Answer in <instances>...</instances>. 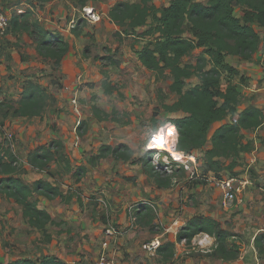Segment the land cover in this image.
Wrapping results in <instances>:
<instances>
[{
  "label": "crops",
  "instance_id": "obj_1",
  "mask_svg": "<svg viewBox=\"0 0 264 264\" xmlns=\"http://www.w3.org/2000/svg\"><path fill=\"white\" fill-rule=\"evenodd\" d=\"M118 1L128 0H103L98 6L103 11L100 18L95 21L87 20L83 27L84 30L74 36L70 33V27L74 23L73 19L69 20L70 16L75 14L76 8L79 10L80 7H92L93 3L90 0H85L84 5H80L76 0H0L2 6L7 3L4 8L12 13L10 25L0 38V126L2 130L12 131L15 141L18 143V157L22 161V171L14 176L19 177L23 183L29 186L38 180L47 182L57 187L63 195V199L59 196L48 199L40 194H34L33 198L37 200L38 208L47 211L52 220L46 225L47 239L42 231L27 223L22 214V206L8 198L11 201L9 207L14 208L15 211L11 210L5 215L0 211V220L3 219L1 223L6 227L10 226L12 231L13 228L15 229L12 241L18 243L19 246H16V249L13 248L10 255L5 254L4 257H0V264H12L14 261L22 259L40 260L44 256H54L65 263L75 261L79 264H90L104 249L113 258L115 264H264V261L262 263L258 260L263 257L264 251L261 255L258 254L254 245L259 231L258 226H255L256 231L251 233L250 239L247 240L249 247L242 258L226 262L219 257L210 255L215 246V238L206 233H198L189 243L184 240L177 241L178 232L194 216H206L220 223L221 213L217 210L218 206L213 205L212 209L208 210L211 206L208 205L204 208L203 203L200 202L190 211L188 210L189 212L174 214L173 209L177 206L179 199L175 188L159 187L156 184H151L152 182L148 183L145 174L133 165H125L115 160L114 162L91 160L92 155L90 154L94 152V155H97L100 146L94 150L91 146H86V148L80 146V149L71 147L73 138L70 130L73 127L74 116L68 97L69 95L71 97L76 88L75 77L84 75L90 78L89 81L93 86L86 85L78 93L80 101L84 103L82 106L84 117L91 124L99 122L102 127L105 123H109L111 115L107 110H104L106 113L100 112V109H103L100 98L106 99L117 94V91L109 84L111 78L116 76L117 69L123 74L124 81L128 84L127 88L121 90L127 97H133L136 92L144 91L146 88L144 85L145 68L138 60L136 53L143 48L146 39L125 34L123 33L124 28L121 29L110 21L108 11ZM133 2H139V0ZM73 3H77V5H73ZM95 8L97 9V7ZM32 23H39L69 43V51L59 64H55L54 60L44 58L38 53L35 39L26 28ZM253 27L258 32L260 26L253 24ZM87 28L93 29L91 30L92 35L87 34ZM145 28L144 26L137 27L136 33L142 32ZM115 32H117V36L113 34ZM116 37L128 38L130 45L122 44V41ZM88 43H92L91 47L93 48L99 46V51L108 49L114 55L118 53L114 57L115 63H111L110 66L111 78L101 73L100 62L94 61L93 56L86 50L85 45ZM189 57L191 56L185 57L184 60L188 61ZM250 60H243L232 55L225 57V61L247 79V75L253 76L255 72H258L259 66L263 64L262 42ZM247 61L256 62L253 63L255 67L250 69L253 74L243 67L242 62ZM49 64L53 69L52 75H57V81L62 82L63 87L59 88L57 84L55 85L57 88H51L48 84L41 83L40 85L52 97L51 103L46 106L44 113L41 116L32 117L14 116L13 110L21 98L26 83L28 81L35 82V78L43 77L44 69L49 67ZM93 64L95 67H92ZM134 68H136V72L132 70ZM139 72L141 73L139 74ZM151 74L153 81L159 82L155 80L153 73ZM10 75H15L17 79H15L16 77L10 78ZM196 81L198 82L197 79ZM104 83L110 89L109 92H106ZM189 86L192 85H189L187 80V87ZM150 89L149 86L148 90ZM91 97H96V101L90 100ZM87 102L91 108L88 112L86 110ZM93 106L98 108L99 117L94 114ZM254 107L260 108V105ZM48 108L49 112L45 114ZM162 113L165 115V119L183 115L182 112L168 113L163 109ZM222 123H225V120L214 122L211 125L210 136ZM156 129L158 133L164 134L163 131H160L161 127ZM256 129L244 130L243 133H250L249 137L254 141ZM88 137L89 135L84 137L82 145L89 144ZM52 141L60 143L61 147L59 148L63 149L62 153L67 160L66 163L63 162L66 172L62 175L63 182L58 179V175L55 173L53 167H56V164L53 159L48 163V171L47 169L39 170L28 163V157L32 152L49 145ZM81 152L84 155H89L88 161H84L82 164L77 161L78 154ZM78 171L83 173L78 175ZM72 185L81 187L85 194L93 192V194L105 198L110 202V208L102 207L93 197L90 198L93 204L97 206L96 208H101L93 210L92 204L87 202V197L84 199V196H80L82 198L78 199L74 188L75 194L68 192ZM145 196L155 197L158 202L160 212L157 223L162 226L160 232L151 231L152 225L156 223L153 212H151L152 218L148 217L145 221L142 220L147 207L141 209L143 217L137 221L140 225L130 222L126 205ZM110 225H114L119 233H105ZM220 225L229 231L223 224L220 223ZM19 229L21 230L19 231ZM18 232L22 234L19 238L16 236ZM233 236L232 234L230 237ZM153 238L160 239L161 245L156 251L148 252L144 249L143 244ZM167 243L174 244L168 252L165 249ZM245 259H249V261L247 262Z\"/></svg>",
  "mask_w": 264,
  "mask_h": 264
},
{
  "label": "trees",
  "instance_id": "obj_2",
  "mask_svg": "<svg viewBox=\"0 0 264 264\" xmlns=\"http://www.w3.org/2000/svg\"><path fill=\"white\" fill-rule=\"evenodd\" d=\"M84 5L85 0H76ZM235 7L241 9V16L235 14ZM111 22L124 28L125 34L136 35L146 39L137 57L145 70L153 73L156 81L171 78L169 90L176 95L171 104H160L164 112H182L179 117L166 118L162 122L152 119L154 129L160 125L163 133L173 134L171 150L185 156L192 155L202 149L204 174L211 173L220 178L224 172L233 173L235 159L253 148V140L244 139V130H255L264 122L262 109L239 106L238 80H245L238 70L225 61L227 55L250 60L261 44V37L253 24L264 28V0H169L168 5L157 8L152 0L139 2L118 1L108 11ZM14 20V19H13ZM188 32L185 36V24ZM146 27L136 33L137 27ZM33 35L38 53L59 64L69 51L70 45L61 36L42 27L39 23L26 26ZM199 51L194 63L185 61L193 51ZM110 63L115 61L110 59ZM226 76L228 84L220 89L222 77ZM195 77L198 82L187 87V80ZM239 82V81H238ZM106 92H109L104 83ZM51 95L38 82L28 81L24 86L21 98L13 110L14 116H41ZM96 116L99 110L92 107ZM237 114L233 122H225L218 126L211 136L209 130L214 122H222L226 117ZM158 123V125H157ZM57 141L32 152L28 163L39 170H46L48 163L54 159ZM54 148V149H53ZM96 158L112 155L117 159H129L131 152L126 145H102ZM223 159H232L225 166ZM16 157L7 150H0V193L13 199L22 206V214L27 223L44 233L51 217L47 211L37 206L34 194L48 199L61 197L60 190L51 184L38 180L32 186L23 183L13 166ZM67 162V160H66ZM154 170L153 167H151ZM152 172L149 171L151 175ZM159 187L169 186V180L162 182L154 178ZM146 212V213H145ZM145 215L152 218V210L147 208ZM136 212V221L143 216ZM149 218V219H150ZM198 233H206L215 238V246L210 255L226 262L235 261L241 253V244L230 241L232 234L221 227L220 223L206 216H194L178 232L177 241L189 243ZM263 237L256 236L254 245L258 254L264 251ZM174 244L167 243V252ZM12 264H66L54 256H44L40 260L22 259Z\"/></svg>",
  "mask_w": 264,
  "mask_h": 264
},
{
  "label": "rangeland",
  "instance_id": "obj_3",
  "mask_svg": "<svg viewBox=\"0 0 264 264\" xmlns=\"http://www.w3.org/2000/svg\"><path fill=\"white\" fill-rule=\"evenodd\" d=\"M90 1L91 3H93L92 7H87V9L86 7H80V13H78L79 10L76 8L75 14L70 16L69 20H74V23L70 27V33H72L74 36H77L81 31L84 30L83 27L87 20L95 21L102 15L103 11L99 9L100 7L98 8V6L101 2H103V0ZM128 1L133 2L134 0ZM152 3L155 7L162 8L168 5L169 0H152ZM6 4H4V6ZM75 4L77 5V3ZM75 4L73 3V5ZM95 7H97V9ZM241 12L242 11L240 8L235 7V14L237 16H241ZM188 26L189 25L186 22L185 36L189 34ZM91 30L93 29L87 28V34L92 35ZM258 33L261 37V42L264 48V28L259 27ZM113 34H116L117 36V32ZM117 39L122 41V44H126L127 46L130 45L128 38ZM136 41L138 40L136 39ZM91 44L92 43H88L85 45L86 50H88V53L93 56L94 61L100 62L101 73L111 78L110 59L115 60L114 57L118 53L114 55L108 49L99 51V46L93 48L91 47ZM198 55L199 51H193L190 54L191 57L188 58V61L194 63ZM229 60L232 61L231 59ZM250 61L242 62V64L249 73L253 74V71H251L250 69L255 67L253 63L256 62ZM92 67H95V64H93ZM52 70V66H50L49 64V67H46L44 69V76L35 78V81L39 84H48V86H50L51 88H57L55 85L58 84L59 88H62V82L57 81L58 77L56 74L52 75ZM132 70L136 72V68ZM115 72L116 76L114 78H111L109 84L114 90L117 91V94L114 96H109L106 99L100 98V103L103 105V109H100V112L106 113V111L104 110H107L108 114L111 115V120L109 121V123H105L103 127L102 124H99V122H93V124H91V122H88V120L84 117V109L82 108L84 103L80 101L78 92L86 85L90 87V78L84 75L75 77L76 88L73 91L71 97L70 95L68 97V99H70V104L72 107L71 111L74 116L73 127L70 130L73 138L71 147L80 149V146L85 148L86 146H91L94 150L96 147L102 145H110L112 147L117 145L128 146L131 155L127 160H124L122 158L117 159L112 155L96 158L97 155H94L95 153L93 152V150V153L90 154L92 155L91 160H97V162H114L115 160L125 165H133L136 168L140 169L143 174H145L146 179H148L147 182L149 181L148 183L152 182L151 184L154 185L156 184L154 180L155 177H158V179L164 183L169 180V187L173 189L175 188L179 196V199L177 200V206L173 209L174 214H183L185 211H190L192 207L194 208V206H196V204L200 202L203 203L204 208H206V206L208 205L211 206L208 210H211L213 205L218 206L217 210L219 213H221L219 216L220 223L223 224L224 227H227L229 229V233L234 235L233 237H230L229 240L241 244V253L239 258H242L243 254H245L249 247L247 240L250 239L251 233L256 231L255 226L259 227L257 236L260 235L264 237V122L254 132L256 137L253 142V148L243 153L240 157L236 158V166L231 170L233 173H236V175L243 176L249 181V184L246 185L244 193L242 194L244 197L241 199L242 201L239 204L225 209L222 206L221 193L216 185L217 178L213 177L211 173L204 174L203 172L204 163L202 160V149H198L194 152L193 160L189 159V157L183 154L174 152L171 150L174 138L172 134L168 135L165 133L162 134L161 132L158 133V130L154 129L152 125L153 118L159 122L165 120V115H163L162 113V107L160 104H171L176 99V95L169 90V84L171 82L170 78L167 77L164 80L156 83L153 81L152 74L149 71L145 70L146 76L144 79V85L146 88H144V91L136 92L133 97H127V95H124L121 90L125 87L127 88L128 84H126V82L124 81L125 79L123 78V74L119 71V69H117ZM140 73L141 72H139V74ZM9 77L13 79L16 76L10 75ZM15 79H17V77ZM228 80L229 79L223 75L220 83L221 90L225 89L228 84ZM188 81L189 85H194L197 83L194 77ZM233 81L237 82V88L240 93L239 106L242 108L247 106L260 105V108L264 112V61L263 64L259 66L258 72H255L253 76L247 75L246 80H238L237 77H234ZM91 86L93 85L91 84ZM149 86L151 87L150 90H148ZM74 99L76 100L77 111H75L74 104L72 103V100ZM90 100L96 101V97H91ZM50 101L47 105L51 103ZM86 105V110L88 112L91 108H89L88 102L86 103ZM48 110L49 108L47 109V112L45 114L49 112ZM237 116L238 115L235 114L233 116L226 117L225 122H233L237 119ZM77 120L79 121L78 125H76ZM157 127L160 128V125H158ZM211 129L209 130V136L211 133ZM6 133H12V131H9L8 129L2 130L0 126V150L4 152L8 149V151L11 152L10 148L6 145ZM103 134H105L106 136ZM243 134L245 140L250 139V133ZM88 135L89 137L87 139H89V144L82 145L81 142L84 140V137ZM16 142L17 141H15L14 139V152L16 156V162L13 166H15L17 169L16 173H21L22 161L18 157L19 149L18 143ZM62 152L63 149L57 148V153H55L53 159L56 164V167L54 166L53 168H55V173L58 175V179L61 182H63L64 180L62 179V175L66 173L64 167L65 165H63V162L66 163V157ZM97 152L99 151L97 150ZM78 155V163L81 162L82 164L84 163V161H88L89 155H84L82 152ZM231 160L232 159H223V161L225 162V166H227ZM151 167H153L154 170H152ZM46 169L48 171L49 167L47 166ZM149 171L152 172L151 175L149 174ZM77 173L78 175H81L83 172L78 171ZM222 175L231 176L234 174L224 172ZM73 188L77 193L73 190ZM83 191L84 190H82L81 187H74V185L70 186V188L68 189V192H71L72 194L76 193L78 199L82 198L80 196H84V199L87 197V202L90 205L92 204L93 210H100L101 208H96L97 206L93 204V201L91 200L93 197H96L98 195L93 194V192L85 194ZM251 195L252 197H250ZM142 200H150L156 205V211L152 210L156 223L152 225L151 231L160 232L162 226L157 223L159 221L160 211L158 202L155 197L152 198L149 196H145L140 200L131 201L126 205V208L130 204H137ZM10 202L11 201L8 198L0 193V211H2L3 215L11 210L15 211L14 208L9 207ZM110 206L111 204L110 202H108V207L110 208ZM148 216L149 215H144L142 220L145 221ZM2 220H0V257H4L5 254L10 255L13 248L16 249V246H19L18 243L12 241V235H14L15 229L13 228L12 231L10 226L6 227L5 224L1 223ZM137 224L140 225V223L136 221V225ZM20 230L21 229H19V231ZM179 230L180 229L178 228V231ZM20 235L22 234L18 232L16 236L19 238ZM262 243L264 244V242ZM188 246L190 247L191 244ZM258 260L263 263L264 255L261 259L258 258ZM245 261L248 262L249 259H245Z\"/></svg>",
  "mask_w": 264,
  "mask_h": 264
},
{
  "label": "built area",
  "instance_id": "obj_4",
  "mask_svg": "<svg viewBox=\"0 0 264 264\" xmlns=\"http://www.w3.org/2000/svg\"><path fill=\"white\" fill-rule=\"evenodd\" d=\"M87 9V8H86ZM12 13L10 10H7L2 5H0V38L5 34L6 30L8 29L11 21ZM74 104L75 111H77V104L76 100H72ZM79 124V121H76V125ZM5 140L7 142V146L10 148V151L15 156L14 152V137L12 133L5 134ZM6 146V147H7ZM16 157V156H15ZM189 159L193 160V155L187 156ZM15 164V163H14ZM186 167V166H185ZM249 184V181L240 175H231V176H221L220 178L216 179V185L221 193L222 196V206L227 209L234 205L239 204L244 197L242 194L244 193V189L246 185ZM95 200L101 205L102 207H108V202L105 198L101 196H96ZM143 207L150 208L151 210L156 211V205L150 200H142L137 204H130L127 206L126 211L130 218L131 224L136 222V212L141 211ZM105 233L107 234H117L119 233L118 229L114 225H110L106 230ZM161 245V241L158 238H153L144 242L143 247L148 252L156 251ZM66 264H79L78 262L71 261ZM90 264H115L113 258L107 251L104 249L99 256L93 260Z\"/></svg>",
  "mask_w": 264,
  "mask_h": 264
},
{
  "label": "bare ground",
  "instance_id": "obj_5",
  "mask_svg": "<svg viewBox=\"0 0 264 264\" xmlns=\"http://www.w3.org/2000/svg\"><path fill=\"white\" fill-rule=\"evenodd\" d=\"M173 136V135H172ZM168 137H170V136H168Z\"/></svg>",
  "mask_w": 264,
  "mask_h": 264
}]
</instances>
